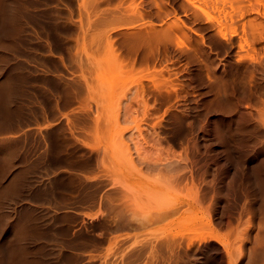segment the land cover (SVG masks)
<instances>
[{
    "label": "rangeland",
    "instance_id": "obj_1",
    "mask_svg": "<svg viewBox=\"0 0 264 264\" xmlns=\"http://www.w3.org/2000/svg\"><path fill=\"white\" fill-rule=\"evenodd\" d=\"M0 87L86 264H264V0H0Z\"/></svg>",
    "mask_w": 264,
    "mask_h": 264
},
{
    "label": "crops",
    "instance_id": "obj_2",
    "mask_svg": "<svg viewBox=\"0 0 264 264\" xmlns=\"http://www.w3.org/2000/svg\"><path fill=\"white\" fill-rule=\"evenodd\" d=\"M28 97V89L0 87V142L19 145L0 152V264H86L92 248L87 251L76 237H62L61 228L69 224L62 214L78 217L72 223L75 232L98 210L62 206L55 172L42 166L37 143L41 133L60 124V118L32 116L36 108Z\"/></svg>",
    "mask_w": 264,
    "mask_h": 264
}]
</instances>
